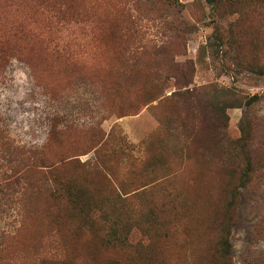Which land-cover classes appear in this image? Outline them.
Segmentation results:
<instances>
[{
  "label": "rangeland",
  "instance_id": "obj_1",
  "mask_svg": "<svg viewBox=\"0 0 264 264\" xmlns=\"http://www.w3.org/2000/svg\"><path fill=\"white\" fill-rule=\"evenodd\" d=\"M0 264H264V0H0Z\"/></svg>",
  "mask_w": 264,
  "mask_h": 264
},
{
  "label": "trees",
  "instance_id": "obj_2",
  "mask_svg": "<svg viewBox=\"0 0 264 264\" xmlns=\"http://www.w3.org/2000/svg\"><path fill=\"white\" fill-rule=\"evenodd\" d=\"M206 1H207L208 3H215V2H217V0H206ZM232 107H233V106H232ZM246 140H247V139L244 137L243 140H242V142H245ZM237 147L239 148V153H243L245 150H247V147L244 146V145L240 146V145L238 144ZM245 159H246V157H245ZM246 165H247L248 167L251 166V160L249 159V156H248V158H247ZM250 171H251V170H250ZM239 181H241V183H242V187H245V185L248 184V183L250 182V177L247 176L246 174H244V175L240 178ZM235 190L238 192V188H236ZM240 196H241V195H240V192L237 193V198L240 197ZM58 198H61V196H58ZM67 203H70L71 206H73V209H78L79 211L82 210V209L78 206V202H77L76 198H74V197H73L72 195H70V194L68 195ZM224 244H226V243H224ZM227 245H228V244H227Z\"/></svg>",
  "mask_w": 264,
  "mask_h": 264
}]
</instances>
